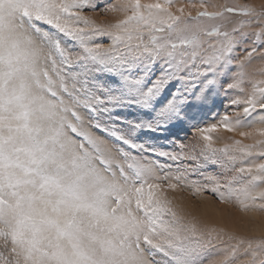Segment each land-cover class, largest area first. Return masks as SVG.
<instances>
[{
    "label": "snow or ice",
    "instance_id": "obj_1",
    "mask_svg": "<svg viewBox=\"0 0 264 264\" xmlns=\"http://www.w3.org/2000/svg\"><path fill=\"white\" fill-rule=\"evenodd\" d=\"M173 4L0 0V264H264V233L230 236L211 259L221 235L162 195L211 191L264 212V162L252 160L264 140L216 148L207 133L243 122L199 120L220 101L264 125V4L202 2L195 16ZM88 10L121 18L97 26ZM225 13L247 19L229 30ZM185 127L194 142L165 138L178 150L141 140Z\"/></svg>",
    "mask_w": 264,
    "mask_h": 264
},
{
    "label": "rangeland",
    "instance_id": "obj_2",
    "mask_svg": "<svg viewBox=\"0 0 264 264\" xmlns=\"http://www.w3.org/2000/svg\"><path fill=\"white\" fill-rule=\"evenodd\" d=\"M112 2L116 3L117 0H112ZM140 2L142 4L154 3L156 2V0H140ZM202 2L206 5H215V7L207 8V10L210 12L222 11L226 6L239 7L244 4H250L259 7L260 5L264 4V0H174V4L171 10L173 12H176L177 8L184 7L186 14L187 12L191 11L192 15L195 16L198 11L205 10L199 7V4ZM190 4H194L196 5V7H189ZM86 15L91 20H93L97 26H105L110 23H114L117 19L121 18L120 13H106L103 11L93 12L91 10H88L86 12ZM225 16L227 19L224 23H226L229 30L233 26H235L239 20L247 19L246 17H242L236 14L225 13ZM214 23L220 22L216 21ZM256 30L257 29L255 27L251 29H245V31L248 32L249 35H251V33ZM106 39V37L98 38V40L105 41ZM249 46L250 45L240 44L238 50L235 51L233 55L235 57H242L244 55V49ZM254 79L259 80L261 79V77L256 76L254 77ZM238 110L239 109H237L235 106L229 107L226 103L217 101V104L212 108L210 112L202 114V117L199 118L200 127H211L214 124H219L225 113L228 114L230 119H240L243 122V126L235 129L234 131H226L223 127H217L216 131L207 133L212 137L214 147L222 148L225 145H231L236 140H240L242 144H253L257 140H264V137L257 135L258 131L261 128H264V125L260 124V115H258L257 113H253L252 116L244 117L241 113V115L237 117L236 112ZM257 112H259V110H257ZM241 132H248L252 135L248 137H242L240 135ZM172 133H174L175 135H170L169 131H163L162 133L144 132L141 134V140L153 138L156 146L162 147L163 150H178L176 143L170 142L172 140H175L177 136L179 137L180 141H183L186 144L194 142V132L190 127H185L183 130L172 129ZM157 137L158 139H156ZM165 138H170V141H166ZM200 143H203V141H200ZM252 160L255 163L264 162V160H262L255 154L253 155ZM203 170L208 174H216L219 171V168L215 165L208 164ZM192 179H198L201 182L206 183V181H203L202 177L193 176ZM162 195L164 198L171 202V207L173 208V210L176 211L185 220H192L199 227L204 229H215L216 233L221 235L222 239L216 242V248L214 249L215 255L211 257V259L219 260L223 258V256L226 254V250L229 244L234 242L229 241L230 236L258 237L262 234L258 232L257 228L255 227H257L259 221L264 220V212H244L240 210L237 205L227 203L222 204L219 202V200L216 199L211 191L194 193L191 188H177L175 191L168 189L164 191ZM222 211H225L224 213L226 217H223ZM245 219L247 220L246 222L244 221ZM246 225L250 226L248 227ZM205 264H207V261L205 262Z\"/></svg>",
    "mask_w": 264,
    "mask_h": 264
},
{
    "label": "bare ground",
    "instance_id": "obj_3",
    "mask_svg": "<svg viewBox=\"0 0 264 264\" xmlns=\"http://www.w3.org/2000/svg\"><path fill=\"white\" fill-rule=\"evenodd\" d=\"M177 191H178V190H177ZM209 210H210V209H209ZM211 211H213V210H211ZM214 211H215V210H214ZM217 211H218V210H217ZM225 211H226V210H225ZM225 211H224V212H225ZM224 212L222 211V215H223V217H226ZM216 214H217V213H216ZM213 215H214V214H213ZM217 216H218V215H217ZM242 216H243V215H242ZM223 217H222V219H223ZM247 217H248V216H247ZM216 219H218V218H216ZM216 219H215V220H216ZM246 219H247V218H246ZM246 219L244 220L245 222L247 221ZM254 223H255V222H254ZM246 224H249V223H246ZM255 224H256V223H255ZM246 226H248V225H246ZM249 226H250V225H249ZM249 226H248V227H249ZM254 227H255V226H254ZM255 228H257V231H258V232H260V233H264V220H263V221H259V224H258L257 227H255ZM255 228H254V229H255ZM246 229H247V227H246ZM251 230H252V229H251ZM252 231H253V230H252ZM255 231H256V230H255ZM257 231H256V232H257ZM253 232H254V231H253Z\"/></svg>",
    "mask_w": 264,
    "mask_h": 264
}]
</instances>
